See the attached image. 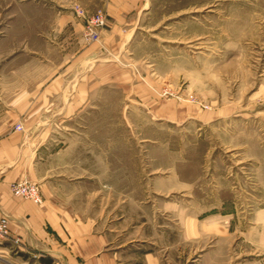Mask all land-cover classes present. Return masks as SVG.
<instances>
[{"label": "rangeland", "instance_id": "rangeland-1", "mask_svg": "<svg viewBox=\"0 0 264 264\" xmlns=\"http://www.w3.org/2000/svg\"><path fill=\"white\" fill-rule=\"evenodd\" d=\"M110 1L0 0V60L26 40L42 48L70 18L102 43ZM124 2L92 107L67 123L76 133L49 140L52 154L95 144L96 181L82 156L77 181L52 188L96 190L75 205L123 214L134 233L144 219L161 264H264V0ZM98 12L105 26L89 41Z\"/></svg>", "mask_w": 264, "mask_h": 264}, {"label": "crops", "instance_id": "crops-1", "mask_svg": "<svg viewBox=\"0 0 264 264\" xmlns=\"http://www.w3.org/2000/svg\"><path fill=\"white\" fill-rule=\"evenodd\" d=\"M128 4L108 2L109 38L103 32L100 44L86 42L82 25L70 18L52 39H43L42 48L31 46L30 39L19 53L10 47L11 52L1 55L0 216L9 218L11 234L20 242L19 251L12 253L11 241H0V261L10 257L14 264H161L159 254L147 248L144 219L133 226L138 230L134 233L123 214L98 218L96 205H75L76 198L97 196L96 190L93 194L52 188L56 179L77 181L71 178H79L86 167L82 156L89 167L84 171L96 181L95 144L83 147L68 141L52 154L49 140L52 134L76 133L67 123L92 107L99 85L98 64L108 62L99 57H106L108 40L119 35ZM6 57L11 59L5 61ZM84 148L89 151L81 155ZM51 159H57L56 166ZM23 180L39 185L42 204L12 194L11 184Z\"/></svg>", "mask_w": 264, "mask_h": 264}, {"label": "built area", "instance_id": "built-area-1", "mask_svg": "<svg viewBox=\"0 0 264 264\" xmlns=\"http://www.w3.org/2000/svg\"><path fill=\"white\" fill-rule=\"evenodd\" d=\"M105 26V18L101 12L91 16L87 21L85 38L89 41H98L101 29ZM17 130H22L21 125L16 126ZM11 192L15 197L30 200L36 204H42V196L39 185L28 180L15 181L10 186ZM0 239L10 240L19 243L18 237H13L10 230V222L7 216H0Z\"/></svg>", "mask_w": 264, "mask_h": 264}, {"label": "bare ground", "instance_id": "bare-ground-1", "mask_svg": "<svg viewBox=\"0 0 264 264\" xmlns=\"http://www.w3.org/2000/svg\"><path fill=\"white\" fill-rule=\"evenodd\" d=\"M191 230V229H190Z\"/></svg>", "mask_w": 264, "mask_h": 264}]
</instances>
